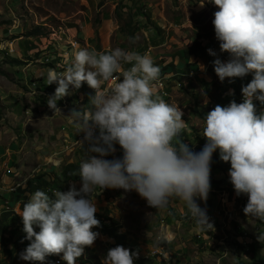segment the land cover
Here are the masks:
<instances>
[{
	"label": "rangeland",
	"instance_id": "374dc122",
	"mask_svg": "<svg viewBox=\"0 0 264 264\" xmlns=\"http://www.w3.org/2000/svg\"><path fill=\"white\" fill-rule=\"evenodd\" d=\"M210 3L211 0H0V216L10 209L14 215L5 227V234L0 233V264H32V261L19 258L31 243L25 239L20 216L29 197L15 199L14 192L10 191L15 182L21 183L19 189L28 188L33 183L36 185L32 181L42 183V179H38L42 174L53 179L64 166L72 163L79 166L91 155L87 152V143L80 140L84 137L83 129L77 127L71 114L74 110L80 113L90 110V99L95 91L85 82L79 89L70 86L69 94L57 101L59 110L50 109L47 103L57 87L56 83L47 84L48 71H64L71 63L70 53L79 49L109 53L120 48L149 54L154 65L160 68L158 80L153 81L155 95L183 111L182 119L187 122V128L182 133L189 147L194 152L204 148L207 143L203 137L205 121L200 115L210 112L211 104L220 103L217 99H222L226 90L235 89L236 92L242 82L250 83L253 79L248 74L232 78L231 83L229 78L221 83L213 64L205 74L198 67L194 68L200 61L209 63L214 56L209 54V49L215 56L224 54L213 25L214 13L219 9ZM197 46L206 48L207 55L194 59L195 63L192 60L184 64V51ZM12 59L21 64H10ZM128 67L130 65H125ZM191 70L198 75L183 76ZM104 87L107 89L110 85ZM256 110L264 112V105ZM115 149L105 159L122 160L123 150L119 145H115ZM217 157L220 155L213 153L210 175L213 179L218 177L217 182L212 179L213 188L222 193L224 182L232 186L225 194H232L234 187L230 177L222 180L218 176L229 174L230 162L221 159L218 162ZM51 183L45 187L46 191H61L63 187L68 191L71 185L79 190L82 186L80 180L66 186L57 179ZM90 198L97 207L100 222L92 231L105 238L98 237L90 248L91 260L95 255H91L93 249L101 252L108 249L109 244L104 243L112 237L108 234L111 231L128 234L144 224L150 229L146 233L143 228L147 237H156V216L143 208L147 201L135 191L97 188ZM238 198L240 204L234 210L237 209L238 215L229 221L228 228L219 232L221 236L206 230L209 238L205 243L199 239L190 242L191 259L199 257L202 264H264V240L257 239L264 233V221L245 216L243 209L248 198L246 195ZM9 203H14L11 208ZM104 227L109 228L106 234ZM240 236L243 239L237 240ZM163 238V235L158 236V240ZM115 246L117 243L110 249ZM158 254L155 251L149 257L158 258ZM96 258L95 263L101 264ZM85 259L83 253L75 264Z\"/></svg>",
	"mask_w": 264,
	"mask_h": 264
},
{
	"label": "clouds",
	"instance_id": "9594fccd",
	"mask_svg": "<svg viewBox=\"0 0 264 264\" xmlns=\"http://www.w3.org/2000/svg\"><path fill=\"white\" fill-rule=\"evenodd\" d=\"M211 2L219 9L213 20L216 39L221 52L231 56L227 63L214 61L215 74L221 83L249 73L253 79L242 87V103L233 100L206 114L203 137L207 143L200 152L177 139L187 122L180 108L155 95L153 81L158 80L160 68L149 54L120 48L109 53L79 49L69 54L71 63L64 71L49 69L47 84H57L47 101L52 110H59L57 101L69 94L70 86L79 89L86 82L95 91L90 110L71 114L83 129L80 140L87 143L91 155L79 165V190L71 185L67 192L51 191L54 198L46 190L24 193V197L19 192L21 184L13 186H18L15 199L29 197L20 216L25 239L31 243L19 254L21 260L54 264L62 258L66 264H75L85 253L87 259L79 264H92L90 246L100 235L92 229L100 222L90 197L97 188L135 191L156 209L178 198L194 218L196 230L213 229L196 199L208 198L212 155L217 149L220 159L230 162L235 194L248 198L245 216L264 221V112L257 114L253 103L256 99L264 105V0ZM106 84L110 89H105ZM115 145L123 150L122 160L105 159L115 152ZM257 239L264 240V233ZM137 256L116 246L101 264H134Z\"/></svg>",
	"mask_w": 264,
	"mask_h": 264
},
{
	"label": "crops",
	"instance_id": "0c3cea01",
	"mask_svg": "<svg viewBox=\"0 0 264 264\" xmlns=\"http://www.w3.org/2000/svg\"><path fill=\"white\" fill-rule=\"evenodd\" d=\"M210 5L212 6L214 4L211 2ZM225 53L226 52H224V54ZM214 57L215 55L209 59L208 64L201 63L200 61V63L196 64L194 68L198 67L199 71L205 72L206 68L213 64L211 63V61ZM182 58L184 60L183 62L184 64H189L191 63L192 60L196 59V58H192L189 60L186 59L184 55L182 56ZM195 62H197V60L196 61L194 60V63ZM178 72L182 73L181 71ZM188 73L186 74L182 73V74H185L183 76H187ZM251 75L253 76V74ZM240 87L237 90H239ZM230 90L231 89H229L228 91L226 90V93L229 92ZM232 92H235V89H232ZM220 100L222 101L223 97ZM220 103H215V104H220ZM257 114L259 113L257 112ZM204 120L205 119L203 118V121ZM184 132H186V130ZM217 154L219 155V153ZM218 176L220 179L223 180L225 177H229V174L226 176L224 174ZM217 178L218 177H215L213 179V177L210 175L211 186H210V192L208 198L206 201L197 198L196 203L199 205L201 209L206 210V214L209 217V222L213 224V229H208V230L210 232H215V234L218 233L220 234L219 236H221V233L219 232L223 231V229L225 228H228L229 221L238 215L237 209L236 211L234 210H235V206L236 207L239 206L240 202L238 200L239 198L235 194V191L234 193L229 195L225 194L232 190V186H230L229 184L225 185V183L223 182V185H221V188H223L222 189L223 194L221 193V191L214 190L213 188L214 184L212 183V179L215 182ZM16 184L18 183L15 182V185ZM226 190L228 191L226 192ZM145 204L146 205H143V208L149 210L151 214L156 216L155 217L156 218L155 224H157L155 226L156 237H154V235H149V237H147L148 234H145L143 232V228L145 229V231L150 229L148 225H144V224L140 225L138 228L134 229L128 234L122 231L119 232L120 234L124 233L123 235H125V243L128 245L129 247L128 249L131 252L133 250L134 252L138 253V256L134 259V264H202L199 262L198 259L199 257H196V259H191V256H189L188 248L190 247L191 244L190 242L193 239H199L201 243L202 242L205 243V241L209 238V236L207 235L206 230L205 231L196 230L195 220L189 213L187 206L183 202H181L178 198H170L168 206L163 209H156L150 207L147 202ZM227 214H231V215L227 216ZM133 224L137 227V222ZM160 235H163L164 238L158 240V236ZM99 238L101 240L105 239L103 238L102 235H99ZM111 238L112 240H114V242L111 240ZM111 238H108L107 242L104 243V244H109L108 246L106 245L107 246L106 248L108 249L105 252L104 251L101 252L100 250L93 249L91 253L92 256L95 254L93 257V263L97 262L96 256L102 261V259L106 257L110 247L114 246L116 241L113 237ZM242 239L243 237L241 236L237 238V240H242ZM90 248L93 247L90 246ZM124 248L126 249V247ZM155 251L159 253L157 255L159 257L158 258H155L153 256L149 257ZM197 254L203 256V253H197Z\"/></svg>",
	"mask_w": 264,
	"mask_h": 264
},
{
	"label": "trees",
	"instance_id": "16d2710c",
	"mask_svg": "<svg viewBox=\"0 0 264 264\" xmlns=\"http://www.w3.org/2000/svg\"><path fill=\"white\" fill-rule=\"evenodd\" d=\"M206 55H207V49L206 48L199 47V46L194 47V48H189V49H186L184 51V57L186 59H189V60L192 59V58H197V57H205ZM9 63L10 64H13L15 66L17 64H21V62L20 61H17L16 59L10 60ZM217 100H218V102H220V98H218ZM200 116H201V118L206 119V115H200ZM183 135H184V133L181 132L180 135H179V137H178V140L179 141L186 142L190 146L189 141H185L183 139ZM214 153L216 155H218L217 154L218 153L217 151H215ZM216 160L219 162L220 161V158L217 157ZM78 171H79V166L78 165H76L75 163L68 164V165H66V166H64L62 168V171L60 172V174L57 175L55 178L51 179V177H49V175H43L42 174L38 178L39 180L42 179V183L39 182L36 185L33 183L32 186H28V188L27 187L26 188H20L19 190L22 193H29V194H32V193H34L37 190L44 191L46 189L45 187H48V186L52 185L51 182H53L55 179H57L58 181H60L62 185H67L68 183H72V182H75V181H79L80 180V178L78 176ZM47 178L50 179V182H48L49 180ZM32 182H34V181H32ZM59 190H61V188H59ZM60 192H67V189H65V187H63ZM51 196H52V192H51ZM11 217H14V215H13L12 212H3L1 214V216H0V233H1V235H4L5 234V231H6L5 230V227L6 226L8 227V223H9V220L11 219ZM95 217L97 219V218H99V215L95 214ZM104 228H105V231H106L104 233L105 234L108 233V231L106 229H109V228H107V227H104ZM108 234H110L115 239V241L117 243V246H123V247L129 248L128 245L125 243V236L120 235V234H117V233H114L113 231L109 232ZM122 244H124V245H122ZM32 263L33 264H42V262H39V261H32Z\"/></svg>",
	"mask_w": 264,
	"mask_h": 264
},
{
	"label": "built area",
	"instance_id": "2783aa9c",
	"mask_svg": "<svg viewBox=\"0 0 264 264\" xmlns=\"http://www.w3.org/2000/svg\"><path fill=\"white\" fill-rule=\"evenodd\" d=\"M216 59H220L222 63H227V62L231 59V56H230L229 53H225V54L222 55V56H215V57L212 59L211 63H214V61H215ZM208 69H209V66L206 68L204 74L207 73V70H208ZM197 75H198V74H197L196 71L191 70V72L188 73L187 76H189V77L192 78V77L197 76ZM248 83H249V81H247V82L245 81L244 83H242L240 89L237 90L236 92H232V91H231V92H227L226 94H224V95H223V100L221 101V103H220V104H211V105H210V110H213V109L215 108V106H217V105H220V106H222V107H224V106H228V105L230 104V102L233 101V100H235V102H236L237 104L242 103V102L244 101V97H243V95H242V87H243V86H247ZM179 85L181 86L182 84L179 83ZM110 87H111V85H110ZM110 87L107 88L106 90L110 89ZM228 94H229V96H228ZM253 103H254V105L256 106V108L259 107V106L261 105L260 102H259L258 100H256V99L253 100ZM216 151L219 153V150H218V149H217ZM219 155H220V153H219ZM17 187H18V186H17ZM17 187H12V188L10 189V191H11V192H15V191L17 190ZM12 205H13V203H11V204L9 203V207H10V208H11ZM10 210H11V209H10ZM16 212H17V211H16ZM84 251H85V249H84ZM153 254H155V252H154ZM134 259H135V258H134ZM54 264H66V262H65L62 258H60V259H57V260L55 261Z\"/></svg>",
	"mask_w": 264,
	"mask_h": 264
}]
</instances>
